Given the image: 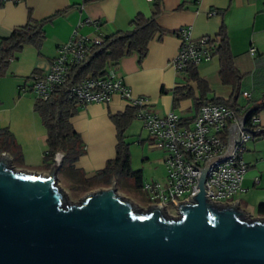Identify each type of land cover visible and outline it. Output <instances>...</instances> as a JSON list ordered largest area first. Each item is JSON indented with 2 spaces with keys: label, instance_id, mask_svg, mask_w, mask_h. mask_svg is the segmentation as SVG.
Segmentation results:
<instances>
[{
  "label": "crops",
  "instance_id": "1",
  "mask_svg": "<svg viewBox=\"0 0 264 264\" xmlns=\"http://www.w3.org/2000/svg\"><path fill=\"white\" fill-rule=\"evenodd\" d=\"M154 3L155 0L0 2V43L1 39L9 37L14 29L25 26L30 19L39 21L53 17L44 25L45 39L42 46L37 48L25 45L10 59L8 71L0 79V113H8L1 115L0 126L12 128L13 124L21 121L19 119L22 114L36 121L37 113L33 108L35 100L25 101L27 97L20 93L29 91L33 74H43L49 70L61 44L75 33L94 37L96 34L106 36L119 30H127L137 15L150 17ZM160 8L157 23L162 33H157L149 43L146 57L140 62L138 55L134 53L122 58L116 66L118 74L133 94L146 96L149 109L160 116L174 111L182 119L194 118L197 111L195 98L200 96L197 83L189 80L185 73H177L170 63L180 45L176 30L181 26H189L194 39L216 38L225 26L236 65L244 75L237 112L239 117L246 114L245 111L253 107L254 101L264 92V0H160ZM251 48L255 49L254 54L250 53ZM198 75L208 86L209 100L226 101L232 97L233 87L223 84L221 80L217 55L198 66ZM185 85L193 88L194 96L175 104V88ZM245 91L249 93V97L243 96ZM10 99L14 106L5 105ZM127 107L128 102L115 94L108 104L88 103L81 106L71 118L85 148L84 155L74 167L85 177L95 175L105 167L109 159L115 157L117 129L112 116L125 111ZM255 116L257 124L263 129L264 110ZM136 135L139 136L138 144L142 148L146 143L156 145L150 139L143 122L137 118L125 132L126 141L129 142V138ZM163 152L164 164V149ZM243 159L248 169L242 181L243 189L236 195L235 202L251 216L264 217L258 212V206L264 203V136L253 137L246 143ZM164 167L163 173L158 175L163 180L167 177L165 164ZM48 169L43 167L37 172L44 173ZM137 170L142 171L143 178V169ZM138 190L139 193L142 192L141 189Z\"/></svg>",
  "mask_w": 264,
  "mask_h": 264
},
{
  "label": "water",
  "instance_id": "2",
  "mask_svg": "<svg viewBox=\"0 0 264 264\" xmlns=\"http://www.w3.org/2000/svg\"><path fill=\"white\" fill-rule=\"evenodd\" d=\"M249 113L236 115L222 155L203 168L193 164L201 171L199 191L173 200L175 216L160 205H138L116 182L72 202L58 183L62 153L39 173L13 168L2 152L0 264H264V217L238 202H211L205 185L209 168L231 156L241 130L254 131L245 128Z\"/></svg>",
  "mask_w": 264,
  "mask_h": 264
},
{
  "label": "built area",
  "instance_id": "3",
  "mask_svg": "<svg viewBox=\"0 0 264 264\" xmlns=\"http://www.w3.org/2000/svg\"><path fill=\"white\" fill-rule=\"evenodd\" d=\"M9 1L18 0H0ZM89 22L96 24L94 21ZM176 32L180 45L170 63L177 73H184L189 66H199L213 58L217 44L215 38L194 39L189 26H181ZM102 41L101 34L89 37L75 33L59 46L56 57L51 61L46 73L31 76L29 91L34 93L37 99L49 98L55 86L67 82L72 65L81 62L91 46L101 44ZM254 52L255 49L251 48L250 53ZM70 94L81 106L88 103L108 104L113 96L118 94L128 102V106L135 109L136 118L143 122L150 139L166 152V179L142 182L140 189L147 197L146 207L160 205L169 214V206H176L174 201H187L199 191L196 186L201 171L196 167L203 168L210 158L224 153L227 148V131L232 124L238 123L237 116L239 117L235 109L223 103L203 105L191 122H184L174 111L160 116L149 109L146 96L133 94L116 67H110L102 77L87 78L70 87ZM243 96L249 97V93L245 91ZM245 128L254 131L241 130L240 140L231 156L224 161H215L209 168L205 185L208 187L207 197L213 203L231 204L243 189L242 181L248 169L243 152L253 134L262 130L257 124V116H253L251 125L245 124Z\"/></svg>",
  "mask_w": 264,
  "mask_h": 264
},
{
  "label": "trees",
  "instance_id": "4",
  "mask_svg": "<svg viewBox=\"0 0 264 264\" xmlns=\"http://www.w3.org/2000/svg\"><path fill=\"white\" fill-rule=\"evenodd\" d=\"M161 12L160 0H155L152 15L145 17L137 15L130 23L129 29L119 30L103 36L101 44L92 45L89 53L78 64L72 65L68 73L67 82L54 87L46 100L35 99L34 111L39 114L47 131V150L44 154V162L50 168L57 153L63 154L61 172H63L73 185L71 189L90 192L93 188L109 186L115 178L133 177L136 188L140 189L143 178L141 170H134L131 166L130 144L126 141L125 132L136 119V111L127 107L125 111L112 116L117 129L116 155L109 159L103 169L97 171L91 177L85 175L74 167L79 158L84 155L85 148L80 134L75 130L71 118L75 116L81 105L70 94V87L81 83L87 78H99L107 73L110 67H116L122 58L136 53L141 62L148 53L149 43L157 33H162L157 23ZM53 17L43 20L30 19L25 26L14 29L9 37L1 39L0 43V79L4 77L10 65V59L14 58L25 45H33L40 48L45 39L44 25ZM217 44L214 55L220 60V77L223 84L231 85L234 93L229 100L207 98L208 86L198 75V66H189L185 70L187 78L197 83L200 96L195 98L197 111L208 103H223L235 109L239 108L238 99L241 93V81L244 77L236 65L235 57L231 52L229 38L225 26H223L215 38ZM264 55V54H263ZM194 90L189 85L177 87L174 90V103L178 104L182 99L193 97ZM255 105L248 108L249 113L246 125L250 126L253 116L264 110V92L254 101ZM192 119H183L191 122ZM228 132V131H227ZM264 136V128L253 134V137ZM9 152L20 155V147L8 127H0V153ZM13 159H15L13 157ZM259 214L264 216V203L258 206Z\"/></svg>",
  "mask_w": 264,
  "mask_h": 264
},
{
  "label": "rangeland",
  "instance_id": "5",
  "mask_svg": "<svg viewBox=\"0 0 264 264\" xmlns=\"http://www.w3.org/2000/svg\"><path fill=\"white\" fill-rule=\"evenodd\" d=\"M20 94L22 96H26L27 98L25 99V101L28 102H30V100L34 102V100L36 99V95L31 91H27L26 93L21 92ZM5 105L14 106V102L10 99L7 100ZM5 114L7 115L8 113L6 112ZM5 114L0 113V117L1 115ZM35 116L36 121H34L33 118L31 120L30 117L26 118V116L22 114L21 118L19 119L21 121L15 125L13 124L12 128H9L13 133L15 141L20 147L21 151L20 155L12 153L13 156H11L9 152H7V154L11 158V166L17 170L23 169L37 172L38 169L47 167L44 162V154L47 150V131L41 121L39 114L37 113V115ZM129 139L130 143H128L130 144L132 168L134 170L143 169L144 182L153 180L164 181L160 178V176H158L162 174L165 169L164 164L162 163L163 156L165 155L163 149L160 147L158 148L154 144L151 146L149 143H146V146L142 148V145L138 144V135L131 136ZM13 157L15 159H13ZM48 171L49 169L44 173H47ZM113 182L117 183V190L120 194L133 200L138 205L146 207V205L148 204L147 197L143 192L139 193V190L136 188V181L133 177H117L113 180ZM58 183L67 191L69 199L72 202H78L80 198L86 194L82 191L71 189L73 183L66 177L63 172H61V168L58 172ZM111 185H99L93 188L91 191L98 190L99 188H108ZM169 209L170 214H173L174 216L177 214L176 209L173 205H170Z\"/></svg>",
  "mask_w": 264,
  "mask_h": 264
}]
</instances>
